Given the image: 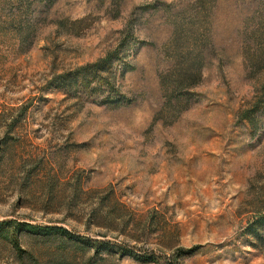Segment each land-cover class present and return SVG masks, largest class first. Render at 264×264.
Returning <instances> with one entry per match:
<instances>
[{
	"label": "rangeland",
	"instance_id": "rangeland-1",
	"mask_svg": "<svg viewBox=\"0 0 264 264\" xmlns=\"http://www.w3.org/2000/svg\"><path fill=\"white\" fill-rule=\"evenodd\" d=\"M160 1L188 2L0 0V221L60 225L156 258L108 246L96 264H264V114L257 129L239 119L264 80L244 57L264 48L244 34L264 27V0L212 1L200 79L171 101L177 11L144 10ZM128 21L129 63L116 66L128 104L51 86L113 49ZM21 244L22 257L0 238V264L56 262L52 241Z\"/></svg>",
	"mask_w": 264,
	"mask_h": 264
},
{
	"label": "trees",
	"instance_id": "trees-1",
	"mask_svg": "<svg viewBox=\"0 0 264 264\" xmlns=\"http://www.w3.org/2000/svg\"><path fill=\"white\" fill-rule=\"evenodd\" d=\"M212 1L214 2V0H188L187 3L180 2V4L160 1L158 5L154 3L144 7V10L160 8L171 11L170 7L174 5V9L177 11L175 12V20L172 23L173 29L166 44L178 53V60L182 66L173 75V80L167 91L170 101L175 96L177 99L184 97V95L189 97L192 94V88L200 79L205 50L208 51L212 44L208 28L203 32H200L199 29L208 24L210 25ZM189 18L195 21L196 28H188L191 25ZM130 23L128 21V24L122 30V38L113 49L90 63L78 65L53 75L52 77L58 79L51 86L66 93L86 94L92 97V101H97L110 108H118L128 104L129 99L121 92L116 81V66L121 65L122 69H125L129 63L127 52L132 45L133 36ZM262 24L263 21L260 22L258 29L250 27L246 29L244 34L247 41L261 40L264 42V27ZM190 51L195 54L191 55ZM244 57L253 72H260L264 69V48L257 55L246 53ZM257 114H264V80L260 83L259 89L254 92L249 105L240 110L239 119L246 122L251 128L257 129L258 126L254 123V116ZM249 232L256 239L261 237L253 224ZM22 236L32 240L45 239L52 241L56 245L54 248L56 262L54 264H96V257L100 254V251L108 246L111 248L109 252L118 254L119 258L130 255L145 262H156L154 256L141 257L129 249L108 240L104 241L80 235L60 225H37L12 219L0 221V238L6 239L20 257L23 256V253L28 252L27 249L22 247ZM78 253H80L79 256Z\"/></svg>",
	"mask_w": 264,
	"mask_h": 264
}]
</instances>
